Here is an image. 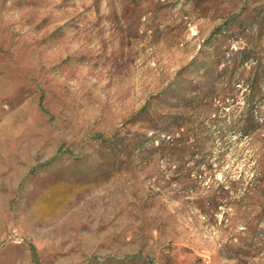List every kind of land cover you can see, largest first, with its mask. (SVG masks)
<instances>
[{"label": "rangeland", "instance_id": "rangeland-1", "mask_svg": "<svg viewBox=\"0 0 264 264\" xmlns=\"http://www.w3.org/2000/svg\"><path fill=\"white\" fill-rule=\"evenodd\" d=\"M264 264V0H0V257Z\"/></svg>", "mask_w": 264, "mask_h": 264}, {"label": "crops", "instance_id": "crops-1", "mask_svg": "<svg viewBox=\"0 0 264 264\" xmlns=\"http://www.w3.org/2000/svg\"><path fill=\"white\" fill-rule=\"evenodd\" d=\"M0 264H15V257H0Z\"/></svg>", "mask_w": 264, "mask_h": 264}]
</instances>
